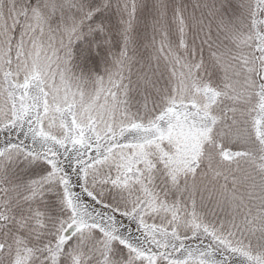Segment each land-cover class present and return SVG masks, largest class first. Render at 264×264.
<instances>
[{
    "label": "snow or ice",
    "instance_id": "1",
    "mask_svg": "<svg viewBox=\"0 0 264 264\" xmlns=\"http://www.w3.org/2000/svg\"><path fill=\"white\" fill-rule=\"evenodd\" d=\"M0 264H264V0H0Z\"/></svg>",
    "mask_w": 264,
    "mask_h": 264
}]
</instances>
